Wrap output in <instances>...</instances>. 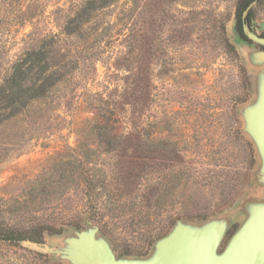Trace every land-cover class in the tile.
I'll return each instance as SVG.
<instances>
[{
	"label": "rangeland",
	"instance_id": "rangeland-1",
	"mask_svg": "<svg viewBox=\"0 0 264 264\" xmlns=\"http://www.w3.org/2000/svg\"><path fill=\"white\" fill-rule=\"evenodd\" d=\"M89 1L0 0V84L32 49L78 63L28 115L0 125V223L62 234L91 217L118 255H146L178 217L215 215L254 183L258 160L237 112L253 96L233 30L238 0H96L93 10ZM252 8L263 30L264 0ZM81 143L98 147V187L115 188L121 208H107L105 187L87 195L70 169ZM63 166L65 184L30 201ZM0 264L67 263L29 241H0Z\"/></svg>",
	"mask_w": 264,
	"mask_h": 264
},
{
	"label": "water",
	"instance_id": "water-1",
	"mask_svg": "<svg viewBox=\"0 0 264 264\" xmlns=\"http://www.w3.org/2000/svg\"><path fill=\"white\" fill-rule=\"evenodd\" d=\"M244 10V35L238 30L235 12L233 30L241 55L251 69L252 98L237 112L241 134L252 145L258 164L251 188L231 206L210 217H178L170 230L154 240L146 255H118L111 238L86 217L83 227L45 235H56L57 245L35 243L40 250L67 264H264V29L254 28Z\"/></svg>",
	"mask_w": 264,
	"mask_h": 264
},
{
	"label": "trees",
	"instance_id": "trees-1",
	"mask_svg": "<svg viewBox=\"0 0 264 264\" xmlns=\"http://www.w3.org/2000/svg\"><path fill=\"white\" fill-rule=\"evenodd\" d=\"M253 1L254 0H238L237 2V28L243 35L244 32L239 27L240 18L243 17L244 10ZM261 1L262 0H258V3H261ZM95 2L96 0H90L88 9L93 10L95 8ZM252 11L253 8L249 12L250 23H252L253 20ZM87 19L82 20V22ZM69 33L72 34L74 32L70 31ZM229 46L234 50V45ZM77 64L78 63L75 61L73 62V59L68 57L67 54L63 53L62 50H58L54 56H50L49 51L45 48L32 49L24 53L14 64L11 73L0 84V125L10 120L17 119L20 116L28 115L37 102L48 97L53 88L67 78L70 70L77 68ZM80 148L83 149L81 152H79L80 149L78 150L76 156L71 158L68 165L74 173H77L78 178L83 182L86 194L96 196L97 190L103 189L102 187L107 189L106 185L98 187L99 183L97 179H95V172L97 169L95 166L91 165L93 155L98 153L99 150L98 147H85L82 143L80 144ZM104 150L105 152H113L116 148L110 143V140L107 139ZM66 171V166L60 168V174L56 182H47L49 178H41L37 181L36 186L34 185V188L29 192V200L34 202L39 197L42 198L46 195H51L52 192L48 190V186L53 182L63 186L67 179L72 176V173L67 175ZM114 189L115 188L107 189L109 198L106 205L107 208L113 210L121 206L116 205L112 207L116 203L114 199V197H116ZM165 195L166 193L164 196ZM144 200H147V197ZM91 203L95 206L97 205L94 199ZM144 207H146L145 210L143 209ZM141 209L144 210V216H146L149 213L150 206L144 204ZM98 210L99 208L95 209V211ZM45 231L51 232V229L44 225L38 226L37 224L31 227L17 228L2 222L0 223V241L11 244L19 243L22 240L42 242L44 241Z\"/></svg>",
	"mask_w": 264,
	"mask_h": 264
},
{
	"label": "flooded vegetation",
	"instance_id": "flooded-vegetation-1",
	"mask_svg": "<svg viewBox=\"0 0 264 264\" xmlns=\"http://www.w3.org/2000/svg\"><path fill=\"white\" fill-rule=\"evenodd\" d=\"M245 18L241 17L240 18V23H239V27L241 28V30L244 32V23H245ZM264 35V34H263Z\"/></svg>",
	"mask_w": 264,
	"mask_h": 264
}]
</instances>
